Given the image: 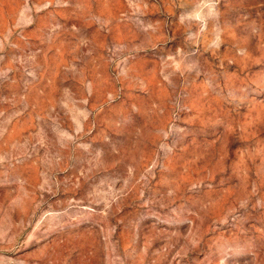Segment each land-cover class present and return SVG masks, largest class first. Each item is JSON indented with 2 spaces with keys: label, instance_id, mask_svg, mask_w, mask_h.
Instances as JSON below:
<instances>
[{
  "label": "rangeland",
  "instance_id": "rangeland-1",
  "mask_svg": "<svg viewBox=\"0 0 264 264\" xmlns=\"http://www.w3.org/2000/svg\"><path fill=\"white\" fill-rule=\"evenodd\" d=\"M0 264H264V0H0Z\"/></svg>",
  "mask_w": 264,
  "mask_h": 264
}]
</instances>
